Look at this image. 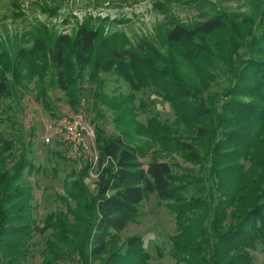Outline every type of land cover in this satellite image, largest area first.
<instances>
[{
    "label": "trees",
    "instance_id": "trees-1",
    "mask_svg": "<svg viewBox=\"0 0 264 264\" xmlns=\"http://www.w3.org/2000/svg\"><path fill=\"white\" fill-rule=\"evenodd\" d=\"M162 44L160 48L144 39L117 48L85 24L50 42L34 39L13 58L0 54V104L26 78L43 80L48 73L71 98L81 68L98 88L99 72L108 71L121 76L132 91L153 86L172 105L174 122L184 127L190 141L167 126L153 129L151 122L141 126L142 133L214 176L207 200L188 197L189 177L167 161L156 156L144 163L142 146L126 143L120 135H98L97 191L83 205L87 212L81 229L59 219L65 235L81 239L76 246L66 240V246L82 264L95 259L98 264H145L149 253L141 237L130 236L121 250L114 247V232L134 220L139 203L155 193L169 201L179 223L180 233L171 238L176 257L196 258V264H254L248 249L264 244V7L250 14L213 15L190 25L175 23L164 31ZM216 69L225 76V85L210 92ZM41 93L49 103L46 91ZM12 146L0 131V264H16L24 257L21 245L32 222L30 193L19 181L24 163L19 161L11 171L4 162ZM83 192L80 187L73 196L78 203L85 198ZM200 208L204 214L195 215ZM198 239H205L206 246Z\"/></svg>",
    "mask_w": 264,
    "mask_h": 264
},
{
    "label": "rangeland",
    "instance_id": "rangeland-1",
    "mask_svg": "<svg viewBox=\"0 0 264 264\" xmlns=\"http://www.w3.org/2000/svg\"><path fill=\"white\" fill-rule=\"evenodd\" d=\"M262 7L264 0H0V54L13 58L20 47L30 48L34 39L50 42L57 34L72 35L81 24L97 29L117 48L135 46L144 39L161 48L164 31L175 23L190 25L218 14H250ZM215 74L210 92L220 91L225 85V76L218 69ZM87 77V69H79L71 98L52 82L50 73L43 80L26 78L24 85L15 86L11 94L1 98L0 131L13 143L4 154V162L14 171V165L23 161L19 181L30 193L31 231L21 245L24 257L16 264H82L77 252L69 250L65 243L74 241L76 246L81 239L73 233L65 235L59 219L75 230L84 225L87 210L83 205L96 194L101 173L98 135H120L126 143L142 146L140 158L144 163L156 156L167 161L174 171L189 177L188 197L207 200L208 183L214 176L202 171V164L186 160L180 152L164 151L153 138L142 133L141 126L151 122L153 129L167 126L187 139L184 127L174 122L172 105L151 85L132 91L114 71L99 72L100 88ZM42 89L49 103L44 102ZM76 114H81L95 132L87 154L58 134L45 141L55 120ZM80 187H84L85 198L78 203L73 196ZM168 203L155 193L148 194L139 203L135 219L114 232V247L123 250L127 238L139 235L149 253L145 264H196V258L187 261L171 251V238L180 229ZM202 209H197L195 215L204 214ZM226 222L229 224L231 219ZM198 240L206 246L205 239ZM248 250L254 264H264V244Z\"/></svg>",
    "mask_w": 264,
    "mask_h": 264
},
{
    "label": "built area",
    "instance_id": "built-area-1",
    "mask_svg": "<svg viewBox=\"0 0 264 264\" xmlns=\"http://www.w3.org/2000/svg\"><path fill=\"white\" fill-rule=\"evenodd\" d=\"M53 134L60 135L75 147L81 148L86 154L90 152V142L95 138L94 129L87 124L81 114L55 120L51 130L45 135V141H50Z\"/></svg>",
    "mask_w": 264,
    "mask_h": 264
}]
</instances>
